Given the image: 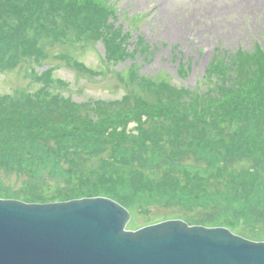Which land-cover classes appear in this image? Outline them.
<instances>
[{"label": "rangeland", "instance_id": "374dc122", "mask_svg": "<svg viewBox=\"0 0 264 264\" xmlns=\"http://www.w3.org/2000/svg\"><path fill=\"white\" fill-rule=\"evenodd\" d=\"M258 51L264 0H0V199L264 241Z\"/></svg>", "mask_w": 264, "mask_h": 264}, {"label": "water", "instance_id": "95a60500", "mask_svg": "<svg viewBox=\"0 0 264 264\" xmlns=\"http://www.w3.org/2000/svg\"><path fill=\"white\" fill-rule=\"evenodd\" d=\"M107 197L50 203L0 199V264H264V241L183 219L127 229Z\"/></svg>", "mask_w": 264, "mask_h": 264}, {"label": "trees", "instance_id": "16d2710c", "mask_svg": "<svg viewBox=\"0 0 264 264\" xmlns=\"http://www.w3.org/2000/svg\"><path fill=\"white\" fill-rule=\"evenodd\" d=\"M242 58H243V60H244V58H246V62L248 64L250 63L253 66H255V65L259 66L260 65V66L264 67V51H262V52H260V51L253 52V53H251V54H249V55H247L245 57H242ZM239 59H240V56H238L237 54H234V56L232 55V57H231V60H233V61H236L237 60V63L240 64V60ZM214 88L215 87H213L212 89H214ZM88 170L89 169H84V172L86 173V172H88ZM56 197H58V194H56ZM46 198L50 200V196H43V199H46Z\"/></svg>", "mask_w": 264, "mask_h": 264}, {"label": "bare ground", "instance_id": "6f19581e", "mask_svg": "<svg viewBox=\"0 0 264 264\" xmlns=\"http://www.w3.org/2000/svg\"><path fill=\"white\" fill-rule=\"evenodd\" d=\"M123 206V205H122ZM124 207V206H123Z\"/></svg>", "mask_w": 264, "mask_h": 264}]
</instances>
